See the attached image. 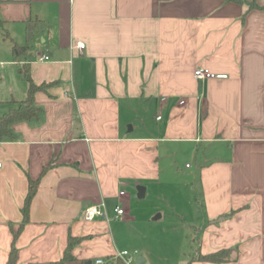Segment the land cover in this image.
Listing matches in <instances>:
<instances>
[{
	"label": "crops",
	"instance_id": "obj_1",
	"mask_svg": "<svg viewBox=\"0 0 264 264\" xmlns=\"http://www.w3.org/2000/svg\"><path fill=\"white\" fill-rule=\"evenodd\" d=\"M0 20V114L26 95L20 67L49 83L34 94L38 118L0 141V264L28 178L38 184L15 264L59 261L69 236L63 264H114L135 221L123 188L144 197L164 157L202 144L213 153L195 165L204 219L187 262L235 248V260L190 264H264V0H0ZM196 67L226 76L197 80ZM101 201L107 217L86 221Z\"/></svg>",
	"mask_w": 264,
	"mask_h": 264
},
{
	"label": "rangeland",
	"instance_id": "obj_2",
	"mask_svg": "<svg viewBox=\"0 0 264 264\" xmlns=\"http://www.w3.org/2000/svg\"><path fill=\"white\" fill-rule=\"evenodd\" d=\"M211 153L213 146L202 144L191 155L182 150L178 156L164 157L166 166L144 197L137 196L135 186L123 188L130 195L126 205L135 220L122 226L119 239V247L128 251V264H185L193 255L196 227L204 219L203 190L195 165ZM186 162L191 169L184 166ZM156 214L160 217L154 218ZM138 255L145 260L137 262Z\"/></svg>",
	"mask_w": 264,
	"mask_h": 264
},
{
	"label": "trees",
	"instance_id": "obj_3",
	"mask_svg": "<svg viewBox=\"0 0 264 264\" xmlns=\"http://www.w3.org/2000/svg\"><path fill=\"white\" fill-rule=\"evenodd\" d=\"M0 22L2 21L0 20ZM18 47L19 46L13 45L14 51H17ZM19 71L22 72L24 78L28 82L26 95L21 100H14V99L10 100L8 102L9 104L8 110L0 114V141L5 139H12L15 137V134L11 128V125L14 122L20 120H30L33 118H38L40 112H42V108L38 106L34 101V94L36 91L44 89L46 85H48L49 83H45V82L40 84L34 83L31 79L27 66L25 68L20 67ZM51 165H52V161L48 162L46 165L43 166L42 171H44ZM37 184H38V179L28 178V190L24 198L23 205L21 207V213L23 217L20 227L23 225L24 222L28 220L29 206L32 197L36 191ZM20 227L18 228L17 231L13 232L12 241L8 252L7 264H15L16 262L17 249L15 246V239L20 230ZM75 243H76V238L69 236L68 244L62 258L59 261L53 262L52 264H63L64 262L71 260L73 256L70 253V249ZM236 257H237V251L235 248H223L210 253L199 252L191 259L222 262V261L235 260ZM191 259L186 264H190ZM114 264H127V263H125L122 258L116 257V259L114 260Z\"/></svg>",
	"mask_w": 264,
	"mask_h": 264
},
{
	"label": "built area",
	"instance_id": "obj_4",
	"mask_svg": "<svg viewBox=\"0 0 264 264\" xmlns=\"http://www.w3.org/2000/svg\"><path fill=\"white\" fill-rule=\"evenodd\" d=\"M76 46L77 47H84V43L82 41L76 42ZM48 59L47 55H41L39 57V60H46ZM193 76L194 78H196L197 80H204V79H208V78H223L226 76L225 73H216V72H212L206 68L203 67H196L193 69ZM182 102V101H181ZM157 119L160 118V115H158L156 117ZM186 166H189L188 163L185 164ZM120 194H123V191L119 192ZM115 216L116 217H120L125 213V209L120 205V204H116L113 208ZM106 210H105V204L103 201L98 202V203H87L84 206V210H83V218L86 221H92L96 218H106ZM128 254L127 250H120L119 252L116 253L115 257H120L124 260L125 263L128 264L129 258L125 257ZM93 264H107V260L104 257H96L93 261Z\"/></svg>",
	"mask_w": 264,
	"mask_h": 264
},
{
	"label": "water",
	"instance_id": "obj_5",
	"mask_svg": "<svg viewBox=\"0 0 264 264\" xmlns=\"http://www.w3.org/2000/svg\"><path fill=\"white\" fill-rule=\"evenodd\" d=\"M137 188H138V190H139L138 195L142 194V193H143V188H142L141 186H139V187H137ZM158 217H160V214H156V215L154 216V218H158ZM142 259H143V257L140 256V255H138L137 258H136V261H137V262H141Z\"/></svg>",
	"mask_w": 264,
	"mask_h": 264
}]
</instances>
